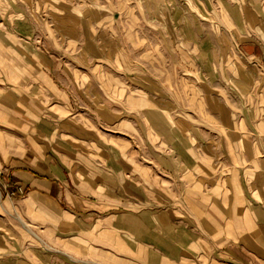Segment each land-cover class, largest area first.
<instances>
[{"label":"rangeland","instance_id":"obj_1","mask_svg":"<svg viewBox=\"0 0 264 264\" xmlns=\"http://www.w3.org/2000/svg\"><path fill=\"white\" fill-rule=\"evenodd\" d=\"M247 41L264 44V0H0V82L6 59L49 64L81 164L139 181L142 205L183 173L210 186L242 154L230 129L248 126L249 82H264ZM15 235L0 226V260Z\"/></svg>","mask_w":264,"mask_h":264},{"label":"crops","instance_id":"obj_2","mask_svg":"<svg viewBox=\"0 0 264 264\" xmlns=\"http://www.w3.org/2000/svg\"><path fill=\"white\" fill-rule=\"evenodd\" d=\"M246 46L253 67L264 65V44ZM6 63L12 74L0 82V213L7 224L0 226L16 232L19 249L9 243L0 264H264V82H249L258 89L248 97V126L230 129L242 154L228 173L210 186L183 173L180 191L147 193L142 205L139 181L117 167L95 173L94 161L81 164L74 118L49 64ZM27 69V77L15 78ZM18 186L24 193L9 197ZM14 215L20 226L10 221Z\"/></svg>","mask_w":264,"mask_h":264},{"label":"built area","instance_id":"obj_3","mask_svg":"<svg viewBox=\"0 0 264 264\" xmlns=\"http://www.w3.org/2000/svg\"><path fill=\"white\" fill-rule=\"evenodd\" d=\"M24 193V189L21 186L15 187L13 190L8 192V196L9 197H14L15 195L19 194H23Z\"/></svg>","mask_w":264,"mask_h":264}]
</instances>
